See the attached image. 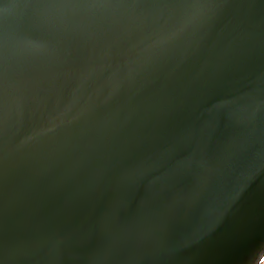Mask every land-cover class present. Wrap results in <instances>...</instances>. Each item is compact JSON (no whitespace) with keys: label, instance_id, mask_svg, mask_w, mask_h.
I'll return each instance as SVG.
<instances>
[{"label":"water","instance_id":"obj_1","mask_svg":"<svg viewBox=\"0 0 264 264\" xmlns=\"http://www.w3.org/2000/svg\"><path fill=\"white\" fill-rule=\"evenodd\" d=\"M264 0H0V264H260Z\"/></svg>","mask_w":264,"mask_h":264},{"label":"trees","instance_id":"obj_2","mask_svg":"<svg viewBox=\"0 0 264 264\" xmlns=\"http://www.w3.org/2000/svg\"><path fill=\"white\" fill-rule=\"evenodd\" d=\"M262 262H264V258L262 259V261H261V263H260V264H262Z\"/></svg>","mask_w":264,"mask_h":264},{"label":"snow or ice","instance_id":"obj_3","mask_svg":"<svg viewBox=\"0 0 264 264\" xmlns=\"http://www.w3.org/2000/svg\"><path fill=\"white\" fill-rule=\"evenodd\" d=\"M262 264H264V262H262Z\"/></svg>","mask_w":264,"mask_h":264}]
</instances>
